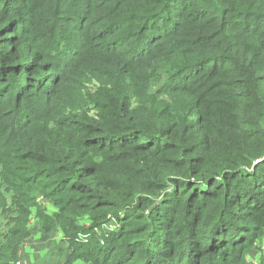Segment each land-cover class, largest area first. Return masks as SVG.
I'll return each mask as SVG.
<instances>
[{"label":"trees","instance_id":"trees-1","mask_svg":"<svg viewBox=\"0 0 264 264\" xmlns=\"http://www.w3.org/2000/svg\"><path fill=\"white\" fill-rule=\"evenodd\" d=\"M1 139L0 208L36 207L68 261L245 264L264 237V0H0Z\"/></svg>","mask_w":264,"mask_h":264},{"label":"rangeland","instance_id":"rangeland-1","mask_svg":"<svg viewBox=\"0 0 264 264\" xmlns=\"http://www.w3.org/2000/svg\"><path fill=\"white\" fill-rule=\"evenodd\" d=\"M94 67L78 69L79 71L77 73L73 72L76 74H74L76 77L75 80L79 81V86L73 87L82 94L88 92L93 93L96 91V87L102 84L100 81L104 79V72L100 67ZM95 73H97V76H95ZM162 84L163 78L152 80L149 83L148 92H155ZM49 87L55 89L52 83ZM59 93L58 91L57 95ZM67 101L72 103L73 100L72 98H67ZM85 107L89 114H93L92 105L87 104ZM4 142L2 139L0 140V149H3L1 145ZM8 193L6 194L4 192L5 205L0 208V264H31V262L32 264H91L82 259L76 260V258L68 261L67 258L69 257L70 250L69 242H72V238L65 236V233L60 228L53 229L49 233L44 232L36 216L37 208L29 206L26 214L22 210L27 205L25 200L15 197L12 192ZM33 197H35L36 205L44 213L52 214V211H54L52 205L41 193L35 192ZM24 220H27L26 227L24 228L23 225L22 228L21 223ZM88 223L82 220L80 221V224L84 227H88ZM112 223H106L101 228L108 231L112 228ZM10 230L20 233L16 237L8 236ZM24 232H26V235ZM86 236V234H78L77 238ZM14 249L16 250L15 252ZM245 262V264H264V237L256 240L253 247L248 250L245 256Z\"/></svg>","mask_w":264,"mask_h":264},{"label":"crops","instance_id":"crops-1","mask_svg":"<svg viewBox=\"0 0 264 264\" xmlns=\"http://www.w3.org/2000/svg\"><path fill=\"white\" fill-rule=\"evenodd\" d=\"M33 261H36V260H33ZM57 263V262H56ZM31 264H32V262H31Z\"/></svg>","mask_w":264,"mask_h":264}]
</instances>
